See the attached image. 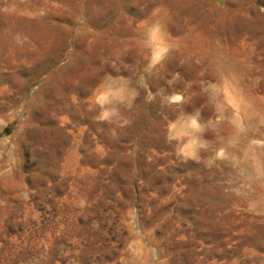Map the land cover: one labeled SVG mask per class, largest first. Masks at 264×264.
<instances>
[{"label":"rangeland","instance_id":"obj_1","mask_svg":"<svg viewBox=\"0 0 264 264\" xmlns=\"http://www.w3.org/2000/svg\"><path fill=\"white\" fill-rule=\"evenodd\" d=\"M0 264H264V0H0Z\"/></svg>","mask_w":264,"mask_h":264},{"label":"snow or ice","instance_id":"obj_2","mask_svg":"<svg viewBox=\"0 0 264 264\" xmlns=\"http://www.w3.org/2000/svg\"><path fill=\"white\" fill-rule=\"evenodd\" d=\"M175 99H176V100H179V99H180V97H175ZM193 124H195V121H193Z\"/></svg>","mask_w":264,"mask_h":264},{"label":"water","instance_id":"obj_3","mask_svg":"<svg viewBox=\"0 0 264 264\" xmlns=\"http://www.w3.org/2000/svg\"><path fill=\"white\" fill-rule=\"evenodd\" d=\"M218 1L223 2L224 0H218Z\"/></svg>","mask_w":264,"mask_h":264}]
</instances>
